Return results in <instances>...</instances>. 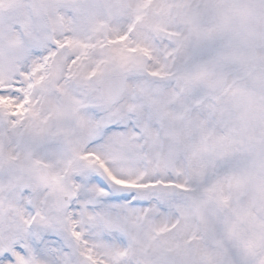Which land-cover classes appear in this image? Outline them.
<instances>
[{
	"label": "snow or ice",
	"instance_id": "obj_1",
	"mask_svg": "<svg viewBox=\"0 0 264 264\" xmlns=\"http://www.w3.org/2000/svg\"><path fill=\"white\" fill-rule=\"evenodd\" d=\"M0 264H264V0H0Z\"/></svg>",
	"mask_w": 264,
	"mask_h": 264
}]
</instances>
